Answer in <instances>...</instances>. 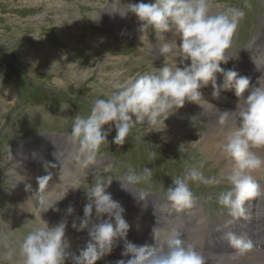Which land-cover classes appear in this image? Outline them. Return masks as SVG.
I'll return each instance as SVG.
<instances>
[{
    "label": "rangeland",
    "instance_id": "obj_1",
    "mask_svg": "<svg viewBox=\"0 0 264 264\" xmlns=\"http://www.w3.org/2000/svg\"><path fill=\"white\" fill-rule=\"evenodd\" d=\"M62 1L64 3L54 5L53 0H0V264H22L20 244L37 225V217L54 225L65 216L69 204L74 205L77 215H83L85 203H73L75 198L68 200L64 194L66 189L76 185L68 175V171L75 172L73 166L79 167L80 175L75 181H80L77 185L82 189L74 190L75 197L78 191L84 192L92 185L110 180L121 181L130 174L147 176V179L137 181L144 188L140 192L152 189L160 193L161 186L168 191L175 186V179H183L192 168H196L204 179L212 181L186 180L194 199L192 203L197 201V204H205L203 214L204 219L208 220L200 223L209 230L205 240H201V234L194 239L193 235H189V238L201 248L199 250L202 253L210 254L215 264H229L227 257L230 252L219 243V238L226 242L231 251L237 249L228 240V233L242 236L245 241L250 238L236 234L240 230H222L227 209L218 203V199L232 185L221 172L222 162L205 153L202 140L206 134L219 136L223 129L230 130L235 117L229 113L225 116V124H219L223 110L215 109L209 87L204 90L210 92L205 94L204 109L194 103H186L188 108H180L165 123L159 124L158 131L151 132L152 129L147 125L148 129L138 124L131 129L123 145L112 143L116 134L113 129L108 140L101 144L95 159L87 168L82 167L81 157L76 154L79 153V144L71 139L76 117L86 118L95 100L107 99L131 75L136 78L151 74L166 63L170 67L178 66L179 61L172 53L160 52L163 43L175 41L173 31L161 38L149 28L144 30L146 36H143L135 25L138 20L134 19L136 16L133 13L129 12L123 17L120 15V11H126L127 4L140 0ZM209 4L221 6L219 12L213 15L228 12L229 9L243 13L238 18L230 48L226 50V55L234 58L222 67L233 69L255 83L257 77L264 73V0H207ZM70 14L75 20L72 21ZM122 31L126 34L121 36ZM157 54L163 56L164 61ZM221 96L233 100L227 92H222ZM76 98L82 99L81 102L78 103ZM173 124L187 128L181 140L170 136ZM215 139L220 141L217 137ZM58 156L61 161L63 159L64 166L63 176L60 177L54 172ZM18 169L19 172H28L31 180H41L48 186L37 202L29 192L30 206L27 200V205H23L20 200L22 189L20 185L17 188L13 177ZM261 177L263 185L264 173ZM259 183L257 181L256 184ZM111 185L117 186L115 183ZM224 185L225 188L222 187ZM128 187H131V192L135 190L126 196L128 201L137 203L138 206L134 208L140 207L141 193L133 186ZM147 196L151 198L152 194ZM164 198L167 199V196ZM81 199L86 200L85 193ZM165 205V201H161L160 208L164 209ZM261 205L263 207L262 202ZM48 208L53 209L45 212ZM134 210L132 208L126 214L130 225L134 216L139 217ZM180 227L184 229V225ZM178 228L176 224L168 231L182 232ZM221 230L224 234H221ZM186 235V232L179 233V238L183 240ZM128 239L138 244L132 226ZM256 239L262 238L257 236ZM118 242L113 245L112 254L105 255L97 264H114L119 259H127L121 256ZM205 247L208 249L204 250ZM249 256L244 257V264H248Z\"/></svg>",
    "mask_w": 264,
    "mask_h": 264
},
{
    "label": "clouds",
    "instance_id": "obj_2",
    "mask_svg": "<svg viewBox=\"0 0 264 264\" xmlns=\"http://www.w3.org/2000/svg\"><path fill=\"white\" fill-rule=\"evenodd\" d=\"M125 7L126 11H120V15L133 13L141 22V35L151 28L161 38L170 31L179 37V43L165 42L160 47L161 54L175 55L179 65L170 67L166 63L151 74L127 80L107 99L95 100L86 118L76 117L71 139L79 144L81 166L87 168L95 159L113 129L116 134L112 143L123 145L131 129L138 124L147 125L151 132L158 131L157 126L186 103L204 109V90L209 87L214 100H218L222 92L234 91V109L223 111L219 117L221 125L225 124L228 113L235 117V124L223 145L224 154L232 162V171L227 177L232 188L220 194L218 203L231 217L242 216L245 201L259 195L250 173L264 164L253 151L264 148V73L253 83L249 77L222 67L234 58L226 55V50L230 48L238 18L243 13L229 9L210 14L207 0H150L148 3L140 0ZM141 179L147 176L127 175L120 179L121 187L130 190L127 185H135ZM187 179L212 182L204 179L196 168L183 179H175V186L168 189L167 199L176 210L191 207L192 192ZM111 182L97 183L85 190L87 203L82 216L69 204L65 216L54 225L37 217V225L20 244L22 264H97L105 255L112 254L117 240L124 242L121 256L127 259H119L115 264H203V256L191 245L183 244L176 231L168 234L158 246L155 229L154 246L138 245L129 240L131 225L126 219V210L106 191ZM80 188L74 185L71 190ZM49 209L53 208L45 212ZM55 210L60 211L59 208ZM68 217H73L71 227L76 232H86L88 237L75 251L70 250L66 236ZM227 238L240 254L252 246L250 241L233 233H228Z\"/></svg>",
    "mask_w": 264,
    "mask_h": 264
},
{
    "label": "bare ground",
    "instance_id": "obj_3",
    "mask_svg": "<svg viewBox=\"0 0 264 264\" xmlns=\"http://www.w3.org/2000/svg\"><path fill=\"white\" fill-rule=\"evenodd\" d=\"M38 2V1H37ZM64 3L62 0H53V4L54 5H58L60 3ZM52 6V5H51ZM218 8H221V6H219V4H209L208 5V9H209V13H215L218 11ZM219 12V11H218ZM70 17L72 18V21L75 20L74 16L72 14H70ZM71 21V20H70ZM131 23V22H130ZM135 25L138 26L140 28V22L136 21ZM136 26L135 29L137 28ZM133 27V28H134ZM143 36H146L145 33L143 32L142 34ZM174 36L178 37L177 35L173 34ZM148 39V38H147ZM146 41V40H145ZM143 57V56H142ZM141 57V58H142ZM258 59V58H257ZM163 66V64H162ZM123 67V65H122ZM111 68V67H110ZM116 68V67H115ZM105 69V68H104ZM114 69V68H113ZM118 69V68H117ZM125 70V69H124ZM127 70V69H126ZM114 72V70H113ZM123 74V73H122ZM120 74V75H122ZM107 75V74H106ZM259 77V76H258ZM126 78V76H125ZM131 78H134L133 75H131ZM128 79V80H129ZM101 80V79H100ZM127 81V80H126ZM106 82V81H105ZM61 83V81L59 82ZM125 83V82H124ZM107 86V85H106ZM116 88V87H115ZM104 89V88H103ZM9 91V90H7ZM210 92L205 91V94H209ZM8 95V94H7ZM13 95V94H12ZM206 96V95H205ZM10 97V96H9ZM214 100V99H213ZM210 101V99L208 100ZM204 102V100H203ZM215 102V109H220L223 111H228V110H232L235 107V101L233 100H228L226 98H223L222 96L218 99V100H214ZM190 104V103H188ZM214 104V103H213ZM212 104V105H213ZM195 105V104H194ZM15 106V105H14ZM188 106L185 104L184 109H187ZM213 108H211L212 110ZM210 110V109H209ZM188 111V110H187ZM186 111V112H187ZM193 111V110H192ZM190 112V111H189ZM205 114V112H204ZM229 114V113H228ZM208 115V114H206ZM194 116V115H193ZM198 116V115H197ZM210 116V115H209ZM205 117V116H204ZM230 117V116H229ZM217 118V117H216ZM226 119V118H225ZM208 120V119H207ZM216 120V119H215ZM227 120V119H226ZM231 122V121H230ZM208 124V123H207ZM220 124V123H219ZM235 124V123H234ZM234 124L232 125V127L234 126ZM163 125V124H162ZM215 125V124H214ZM161 126V125H160ZM228 126V125H227ZM158 130H159V125L157 126ZM232 127L230 130L225 131L224 129L220 132L219 136H214V134H206L205 138L203 141L204 144V149L206 150L205 153H208V156L210 158H214L216 161L218 162H222V171L227 177L231 174L232 171V162L230 160V158H228L224 152H223V145L226 142V136L228 135V133L232 130ZM145 128L146 125H145ZM211 128V127H210ZM223 128V127H222ZM148 129V128H147ZM162 129V128H161ZM195 129V128H194ZM170 130V129H169ZM192 130V129H191ZM194 131V130H193ZM204 131V130H203ZM213 131V130H212ZM147 132V131H146ZM162 132V131H161ZM187 132V128L184 125H177V124H173L172 126V131L170 136L172 138H176L177 140H181L184 136V133ZM167 133V132H166ZM212 133V132H211ZM153 134V133H152ZM157 134V133H156ZM155 134V135H156ZM189 134V133H188ZM148 135V134H147ZM200 135V134H199ZM160 136V135H159ZM191 136V135H190ZM165 137V136H164ZM186 137V136H185ZM192 137V136H191ZM215 137L218 138V140L220 139V141H216ZM166 138V137H165ZM203 139V138H202ZM221 139L223 141H221ZM181 143V141H180ZM182 144V143H181ZM187 144V143H186ZM191 145V144H190ZM192 147V146H191ZM197 150V149H196ZM203 150V149H202ZM204 150V151H205ZM201 151V150H200ZM253 151L256 153V155L258 157H260L262 160H264V155L261 153V151H259L258 149H253ZM24 156H26L27 154H23ZM173 155V154H172ZM205 155V154H204ZM207 155V154H206ZM23 156V157H24ZM197 157V156H196ZM25 159V158H24ZM97 159V158H96ZM63 161V159H62ZM61 161L60 156H58L56 158V166L54 169V172L56 173V175L63 176V171H64V166L63 163ZM210 161V160H209ZM206 161V162H209ZM205 162V163H206ZM104 163V162H103ZM107 163V162H106ZM9 164V162H8ZM11 164V163H10ZM81 164V163H80ZM96 164V163H95ZM217 164V162H216ZM55 165V164H54ZM66 165V164H65ZM99 165V164H98ZM72 166V165H71ZM53 168V167H52ZM77 168V167H76ZM83 169V168H82ZM73 170V169H72ZM80 171V170H79ZM264 164H262L260 167L253 169L250 173V175L252 176V180L253 182L256 184L257 181L259 183L256 184L258 191H259V195L256 197H252L249 198L248 200L245 201L243 208H244V212L243 215L237 218L233 217L231 218V216L229 218H227L226 220L230 223L228 229L232 230L233 232H236L237 230H240V233L237 232L236 234H242L245 236H248L250 239L249 241L251 242V247L247 249V252H244L243 254H240L238 250H234V251H230V254L228 255V259H229V264H244V257L250 255L248 258V264H264V184L261 185V181L262 178L261 175L264 173ZM70 172V171H69ZM72 172V171H71ZM99 172V171H98ZM13 173V172H12ZM28 173V172H27ZM25 172H19V169L13 173V177H14V181L15 184L17 186V188L19 187V185L21 186V193H20V200H22V204L23 205H27L26 201L28 202L29 200V192L32 193L34 199H36V202L38 200L41 199V195L43 196L42 191H46V189H48L47 184H45L44 182L40 181H36L35 180H31V178L29 177L30 175H28ZM30 173V172H29ZM66 173H64L65 175ZM37 175V174H36ZM40 176V175H39ZM34 177V176H33ZM40 178V177H39ZM45 178V177H44ZM55 178V177H54ZM44 180V179H42ZM46 180V179H45ZM68 181V180H67ZM227 181V180H226ZM48 182V181H47ZM79 181H75V184H80L78 183ZM73 184V183H72ZM39 185L41 187H39ZM229 185V184H228ZM117 186L121 187V183H118ZM225 188V185L222 186ZM220 187V188H222ZM131 188V187H130ZM232 188V187H231ZM63 189V188H62ZM77 191V190H75ZM132 190H125V192H123L124 196H127L128 193L130 192L131 194L133 192H131ZM225 192V190H224ZM17 193V192H16ZM57 194V193H56ZM65 196L67 195L68 200H72V198H75V194H74V190H71V188L66 189L64 192ZM47 195V192H46ZM45 195V196H46ZM53 195V194H52ZM55 195V194H54ZM153 196V195H152ZM32 198V196H31ZM148 197L146 194H143L142 196H139V199L142 201V203L144 201L147 200ZM52 199V198H51ZM167 204V206L171 203L168 199L163 198ZM259 200L256 204L259 205L258 208L255 207L256 204H253L256 200ZM254 200V201H253ZM35 201V200H34ZM19 202V201H18ZM72 202V201H71ZM261 202L263 204V207L261 205ZM42 203V202H41ZM29 204V202H28ZM35 204V203H34ZM30 206V204H29ZM38 206V205H37ZM141 206V205H140ZM208 206V204L206 205ZM207 208V207H206ZM25 209V208H23ZM28 209V208H27ZM32 209V208H31ZM35 210V209H34ZM44 210V208H43ZM165 209H162V211ZM23 211V210H22ZM169 213H171L173 215V217H178L184 220V229L183 231L187 233L186 237L181 240L183 244L186 245H191L194 243L193 240H191L189 238V235H193L192 238L194 239L196 236L201 234V240H203L207 233H208V228L207 226H205V224H202L200 222H204L206 223L208 219H204V214L203 212L205 211V204L201 203V204H191V207L186 208V209H180V210H165ZM163 211V212H165ZM35 212V211H34ZM207 213V212H206ZM242 218V219H241ZM240 219V220H239ZM61 220V219H60ZM59 220V221H60ZM69 220V224L68 227L66 229V236L69 240V245H70V249L72 251L77 250L79 247H82L85 243V241L88 239L87 237V233L86 232H76L72 227H71V222L72 219H68ZM134 221H131V226L133 229V232L136 235V241L138 242L139 245H155V239H154V231L152 229H150L149 227H156L155 229V233H156V244L157 246L160 244L161 241H163L168 234L172 233L169 232L168 229L165 228H159L157 227V224L154 222V220L150 219L149 217H147V219H143L142 217H137L134 216L133 217ZM196 220L198 222H196ZM246 220L245 223H243V221ZM58 221V222H59ZM57 222V223H58ZM224 222V221H223ZM236 222V223H235ZM235 224L237 226H235ZM211 229V228H210ZM215 229V228H214ZM175 231V230H174ZM132 232V231H131ZM214 236V235H213ZM218 236V234H217ZM257 236H260L262 239L261 240H257ZM215 237V236H214ZM199 240V239H198ZM200 240V241H201ZM205 240V239H204ZM252 240V241H251ZM118 244L117 247H119L122 251L123 249V241L122 240H118ZM196 241V240H195ZM197 242V241H196ZM116 241L114 242L115 245ZM212 243V242H211ZM214 243V242H213ZM226 243V242H225ZM256 243V244H255ZM202 244V243H201ZM203 245V244H202ZM258 245H261L263 250H258L257 247ZM195 251H197L198 253H200L203 256V264H215L214 263V259L212 258V256L210 254H204L202 253L199 249L197 248H193ZM205 250V248H204ZM210 250V249H209ZM207 252V251H206ZM223 254V253H222ZM215 257V256H214ZM218 257V256H217ZM216 257V259H217ZM226 258V257H225ZM7 259V258H6ZM220 259V258H219ZM222 260V259H220ZM115 264V263H114ZM225 264V263H224Z\"/></svg>",
    "mask_w": 264,
    "mask_h": 264
}]
</instances>
